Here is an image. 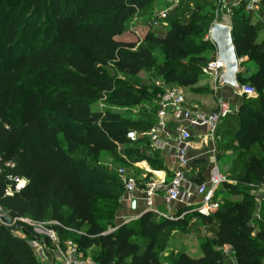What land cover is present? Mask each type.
I'll use <instances>...</instances> for the list:
<instances>
[{"label": "trees", "instance_id": "obj_1", "mask_svg": "<svg viewBox=\"0 0 264 264\" xmlns=\"http://www.w3.org/2000/svg\"><path fill=\"white\" fill-rule=\"evenodd\" d=\"M153 1L0 0V212L9 216L7 223L16 218L56 221L62 226H54L59 236L67 228H86L76 242L84 252L100 247L104 253L99 264H230L224 247L233 251L237 264H262L264 229L252 223L255 204L247 194L210 216L196 213L206 224H217L215 237L202 246L200 256L181 253L174 262L160 257L157 239L170 220L153 221L159 216L152 212L131 221L135 226L124 223L108 230L116 227L125 193L114 163L161 162L150 139L140 137L154 126L157 106L149 121L122 115L151 98L115 81L106 69L132 77L155 67L149 47L125 40L127 21ZM35 26L42 29L38 43L18 52L17 40L28 42ZM258 29L248 17L232 27L238 58L256 65L250 74L239 71L238 81L254 88L256 96L243 97L238 112L221 123L219 150L223 126L234 115L241 123L235 140L242 135L239 143L246 142L245 150L264 132V41L257 40ZM191 33L189 24L174 17L163 36L146 37V42L166 49L167 61L159 67L164 79L172 76L174 83L194 84L204 76L200 59L183 62L204 50ZM130 133H135L134 140ZM262 151L261 157H249L245 185L264 184V146ZM106 154L112 156L111 164L101 161ZM199 164L208 162L193 166ZM208 169L196 173L198 185ZM17 179L27 184L6 195ZM139 235L149 240L142 249L132 240ZM0 264L42 263L29 241L0 223Z\"/></svg>", "mask_w": 264, "mask_h": 264}, {"label": "rangeland", "instance_id": "obj_2", "mask_svg": "<svg viewBox=\"0 0 264 264\" xmlns=\"http://www.w3.org/2000/svg\"><path fill=\"white\" fill-rule=\"evenodd\" d=\"M231 6L232 3L230 0H154L147 8L136 12L126 23L125 40L134 41L137 42V45L149 47L155 59V67L150 70L143 69L137 76L132 77L118 72L113 67L106 69L110 77L114 78L115 81H120L124 85L135 87L136 90L147 94L151 98V101L143 103L142 107L136 106L131 108L129 106L128 109L121 111V114L134 121L151 120V117L147 116H151L156 111L157 99H155V96L159 97L162 91L156 86L158 79H162L168 87L182 88L186 93L187 101L190 105H197L207 110H215L217 108L216 91L211 79L208 76H201L194 84L174 83L171 81L172 76L164 79V76L159 74V67L163 66L167 61L166 49L163 46L146 42L145 39L148 35H153L154 37L163 36L170 28L173 18L177 17V20L179 19L181 23L190 25L192 29L191 37H193L197 46H201L204 49L201 54L195 57L189 56L183 62H188L191 58L200 59L201 65L205 66L217 57L216 46L210 40V27L213 23L231 24V26L237 28L242 19L244 20L248 17L259 28V37L264 38V24L262 17H258L261 10H264V4H260L258 10H253L250 13L241 11L232 12ZM164 14L166 15L165 17H163ZM41 32L42 29H37L35 26L34 35L28 38V42L17 40V51H30L32 43H38ZM241 67L243 71L250 74L255 70L256 65L253 61L245 60L241 64ZM218 92L220 93V88ZM244 101L245 98L239 97L234 103L236 108L235 114ZM240 125V119L234 115L226 121L221 131L222 144L221 150L218 151V166L227 180L219 187L215 195V201L219 204L218 209H220L224 205L235 204L244 194L250 195V199L255 204L252 223L255 229H264V195L262 189L260 185L254 182H250L248 185H245L244 182L245 167L249 157L251 155L258 157L263 155L264 132L258 142L252 144L249 150H245L246 142L239 143L242 135L238 138V142L235 140V135L239 132ZM147 155L150 157L155 156L151 152H147ZM111 159L112 156L106 154L105 157L101 158V161L111 164ZM114 165L116 167L122 166L118 163H114ZM156 167L162 166L155 163L154 168ZM207 167L209 168V165L199 164L194 166V171L199 173L203 168L207 169ZM124 196L125 193H123V198ZM161 210L172 217V219H168L170 223L159 234L156 243V253L167 262H174L181 253H186L191 256L198 255L202 246L206 242L212 241L215 237L217 231L216 222L206 224L204 219L194 212L188 213L181 218V212L186 210L184 208L170 207ZM6 219L9 221V216H6ZM126 219L128 218H125V220L119 219L118 213L115 223L116 227L109 226L108 230L110 232L113 231V229L124 224ZM164 219L166 218L159 216L153 218V221L160 222V220ZM127 224L128 226H135L134 222H127ZM6 226L13 227L14 233L17 236L29 242L35 238L32 229L26 224L10 223V225ZM85 230L86 228H83L79 233L67 230L65 234L59 236L62 248H65V242L67 241L77 243L78 237ZM39 239L42 242L46 240L44 237H39ZM132 240L137 242L141 249L149 243L148 239L140 235L132 238ZM262 247L264 249V244H262ZM48 248L45 254L46 256L44 258H37V260L42 264H63L62 257L56 253V250L50 245H48ZM222 251L227 261L231 262V249L226 247ZM81 253L92 264H99V258L104 252L100 247L94 246L85 252L81 250ZM262 264H264V259L262 260Z\"/></svg>", "mask_w": 264, "mask_h": 264}, {"label": "built area", "instance_id": "obj_3", "mask_svg": "<svg viewBox=\"0 0 264 264\" xmlns=\"http://www.w3.org/2000/svg\"><path fill=\"white\" fill-rule=\"evenodd\" d=\"M166 15L164 14L163 17ZM157 24V23H156ZM244 58L239 59V71H243L241 64ZM223 71V65L217 60V57L202 67L204 76H208L215 86L217 108L215 110H206L197 105H190L187 101L186 93L180 87H168L162 79L156 81V86L163 91L157 100L156 122L150 130L143 136L150 139L152 149L162 152L166 149L174 150V167L169 177L151 178L144 181L142 189L143 199L145 201V212H152L160 217L172 219L168 213H164L155 205V197L162 192L164 207L170 208L175 204L183 206L184 211L180 217L183 218L188 213H198L203 216L214 214L219 204L215 201V195L219 187L226 182V177L221 173L218 166V142L220 140L219 128L221 123L235 112L234 103L223 99L219 95L218 80ZM242 93L235 96L239 97H255L256 91L249 86H241ZM202 145L197 148L196 142ZM205 149V155L193 156L194 150ZM203 153V152H202ZM208 160L210 163L204 177L206 178L201 184L197 185L198 201L189 203L186 200V186L190 183L188 174L192 171L195 161L199 158ZM139 162V161H138ZM138 162L133 163L137 165ZM121 164L116 167L117 173L123 183L126 200H132V196L138 189V179L135 173L130 170L131 165ZM26 180L17 179L13 187H9L6 195H12L14 192L20 191L26 185ZM264 195V184L260 186ZM263 200V198H262ZM0 207V211H1ZM1 224L10 225L6 222V214L0 212ZM136 218H128L126 222H131ZM20 223L28 225L35 238L30 242L31 248L36 258H44L48 245L53 247L62 257L63 264H92V262L84 257L78 244L73 241L65 242V248L59 234L54 230V226L62 227L56 221L38 223L30 218H16L11 223ZM117 228L113 229L115 231ZM72 232L74 230L68 229ZM112 232V231H111ZM76 233H79L76 231ZM39 237H44V242Z\"/></svg>", "mask_w": 264, "mask_h": 264}, {"label": "crops", "instance_id": "obj_4", "mask_svg": "<svg viewBox=\"0 0 264 264\" xmlns=\"http://www.w3.org/2000/svg\"><path fill=\"white\" fill-rule=\"evenodd\" d=\"M232 3V8L231 11L232 12H247L250 13L253 10H258L260 7V4H264V0H230ZM252 5V6H251ZM260 16L262 17V22L264 24V10H261L260 15H258V17L260 18ZM255 24V23H254ZM231 26V24H228ZM233 27V26H231ZM259 29H258V34H259ZM257 40L264 41V38H260L259 35H257ZM220 97H222L225 100H228L232 103H235L238 100V97L234 95L233 93V89L227 86L224 87H220V93H219ZM207 110V109H206ZM140 137H143V135H140ZM196 146L197 148H201V144L199 143V141L196 142ZM205 149L203 148L202 150H194L191 152V154L195 157L200 156L202 154V156L205 155L204 153ZM203 152V153H202ZM160 157H161V162L160 165L162 167H156L154 168V166H151L150 163L147 160H143V161H139L137 165H131L130 170H132L137 179H138V189L137 191H135V193L132 196V200L128 201L126 200V196H124L123 200H122V209L119 212V219H124L125 218H139L143 213H145L146 210V205H145V201L143 199V193H142V189L144 187V181L148 178H163V177H169L171 170L174 167V150L169 148L166 150H163L162 152H159ZM201 157V156H200ZM200 160H204L207 161L206 159H203V157L201 159H197L195 162L200 161ZM218 161V158H217ZM210 163V161L208 162ZM194 167V166H193ZM193 170V169H192ZM207 172V171H206ZM205 172V174H206ZM204 174V175H205ZM190 177V183L187 184L186 186V200L189 203H196L198 201V195H197V183L196 181H194V177L196 176V172L193 170L189 173ZM203 175V176H204ZM206 178L204 177V180ZM203 180V181H204ZM162 192H160V194L158 196L155 197V205L161 210V209H165L164 202L162 199ZM135 202V206L132 207V202ZM172 207H178V208H183L182 205L180 204H175ZM226 248V247H224ZM232 253V259L231 262H229L230 264H237V261L234 257L233 251H231ZM201 255V251L198 255L196 256H200Z\"/></svg>", "mask_w": 264, "mask_h": 264}, {"label": "water", "instance_id": "obj_5", "mask_svg": "<svg viewBox=\"0 0 264 264\" xmlns=\"http://www.w3.org/2000/svg\"><path fill=\"white\" fill-rule=\"evenodd\" d=\"M210 40L216 46L217 60L222 63L223 71L219 77L218 84L220 87H230L237 94H241V85L238 81L239 58L236 53L232 27L225 23H213L210 27ZM129 138L135 139V133H130ZM135 202H132V207Z\"/></svg>", "mask_w": 264, "mask_h": 264}]
</instances>
